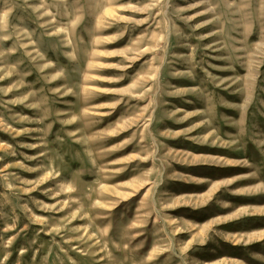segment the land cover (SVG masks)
Listing matches in <instances>:
<instances>
[{
	"label": "rangeland",
	"instance_id": "374dc122",
	"mask_svg": "<svg viewBox=\"0 0 264 264\" xmlns=\"http://www.w3.org/2000/svg\"><path fill=\"white\" fill-rule=\"evenodd\" d=\"M215 2L0 0V264H264V0Z\"/></svg>",
	"mask_w": 264,
	"mask_h": 264
},
{
	"label": "crops",
	"instance_id": "0c3cea01",
	"mask_svg": "<svg viewBox=\"0 0 264 264\" xmlns=\"http://www.w3.org/2000/svg\"><path fill=\"white\" fill-rule=\"evenodd\" d=\"M220 1L221 0H218V2ZM257 1L258 0H255V2ZM252 2L253 0H223L219 4L215 2L213 6V11L216 15L215 19L217 20L207 19V23L205 24V26H209L211 24L216 23L220 24L222 27L257 26L259 24V21L261 22L263 13L258 16L257 8L251 9V5L248 6V4H251ZM220 25L217 26L221 27ZM224 34V30H222L221 35ZM160 80H163V75L161 76ZM228 108H230V106H228ZM223 109H225L223 105H220V103H218L216 106V110Z\"/></svg>",
	"mask_w": 264,
	"mask_h": 264
}]
</instances>
